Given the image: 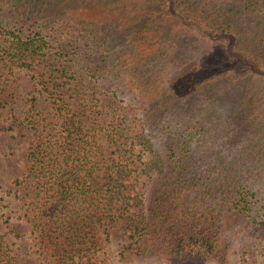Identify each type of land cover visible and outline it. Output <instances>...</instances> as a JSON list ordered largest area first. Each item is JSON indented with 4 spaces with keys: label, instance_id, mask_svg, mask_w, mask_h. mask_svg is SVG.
Wrapping results in <instances>:
<instances>
[{
    "label": "trees",
    "instance_id": "trees-1",
    "mask_svg": "<svg viewBox=\"0 0 264 264\" xmlns=\"http://www.w3.org/2000/svg\"><path fill=\"white\" fill-rule=\"evenodd\" d=\"M168 15L191 18L208 28L211 35L224 33L236 44L249 42L247 47L256 46L255 51L264 49V0H0V63L30 69L27 60L36 58L47 65L49 75H55L56 80L65 79L69 73L75 79H83L85 72L91 71V76L105 83L107 78L118 76V67L128 65V57L123 56L130 50L124 44H113L112 35L135 32ZM53 18L56 21H50ZM183 29L175 35L179 39L174 43L178 56L184 55L186 49L204 50L201 40L186 36L189 34ZM207 49L213 52L214 47ZM214 55L211 56L217 60ZM187 59L190 63L193 58ZM224 59L225 64L232 62L226 56L220 60ZM173 60H177L174 51L170 55ZM211 70L210 75H204L208 81H200L193 69L179 71L174 76L171 95L163 103L175 104L177 100L178 105L185 94L195 93V87L209 92L206 88L210 85L204 83L228 68ZM32 78L46 90L43 75L33 74ZM75 83L78 87L66 86L62 88L65 90H58L62 87L59 84L55 86L53 119L48 118L52 122L37 133V141L29 152L31 169L26 179L32 184L27 192L35 211L33 232L39 231L36 238L44 264H100L96 256L100 244L96 223L101 220L108 225L125 223L129 252L160 254L191 263L224 262L233 236L225 231L227 212L235 217L236 233L242 234L247 259L241 264H264V176L257 165L245 161V149L231 148L257 132L243 113L238 91L213 88L219 96L215 102L225 110L221 114L231 103L236 104L228 121H223L224 129L232 128L223 134L233 139L225 147L224 158H233L235 163L218 169L211 164L202 168L194 161L188 148L199 132L209 131L203 119L184 122L183 130H168L162 153L153 146V138L158 136L149 139L141 130L134 132L129 126H121L119 118L111 117L109 124L113 127H109L107 138L111 153L116 154L115 167L110 173H103L100 180L106 179L104 188H98L90 185L94 177L91 168L76 169L81 167L80 157L86 160L93 155L94 146L82 128L84 117L70 114V97H63L65 91L79 89L89 81ZM93 98L102 103L98 95ZM211 120L215 121L212 117ZM130 123L134 126L133 120ZM201 142L207 148L213 140ZM136 146L141 147L139 151L148 152L147 160L137 155L139 165L145 166L143 172L157 175L147 204L138 199V193L131 196V175L126 171L127 163H123L130 160ZM132 160L135 162V158ZM104 232L109 235V229ZM4 236L0 221V264H14Z\"/></svg>",
    "mask_w": 264,
    "mask_h": 264
},
{
    "label": "rangeland",
    "instance_id": "rangeland-1",
    "mask_svg": "<svg viewBox=\"0 0 264 264\" xmlns=\"http://www.w3.org/2000/svg\"><path fill=\"white\" fill-rule=\"evenodd\" d=\"M163 17L164 20L135 32L112 35L113 44H124V47L130 50L123 56L128 57V65L115 69L119 73L118 76L107 78L105 83L91 76V71H86L83 79H75L74 74L69 73L65 79L56 80L55 75H49L51 71L47 65L36 58L27 60L31 65L30 69L24 66L17 67L16 64L0 63V221L5 233V244L14 259L12 260L14 264H44L39 248L40 242L36 238L39 231L33 232L35 228L32 216L35 211L27 192L32 183H29L26 177L31 169L29 152L37 141V133L52 122L48 118H52L53 115L55 99L53 91L57 84L62 86L58 87V90H65L62 88L74 86L75 80L84 83L89 81L79 89L65 91L66 95L63 97L64 99L70 97L71 103L67 106L70 114H80L84 117L82 128L88 132L87 138L90 145L94 146L93 155L86 160H82L78 153L81 167L76 168H91L94 171V177H91L90 182L94 187L100 188L101 185L104 188L106 179L100 180V177L103 173H110L115 167L113 158L116 154L111 153L107 138L108 131L113 127L109 124L111 117L112 120L113 117L119 118L121 126H129L134 132L141 130L149 139L158 136L156 139L153 138L155 143L153 146L158 147L162 153L168 141V130H183L184 122L203 119L209 131L199 132V135L193 138L192 147L188 148L194 161L199 167L206 168L211 164L218 169H222L223 164L230 166L235 163L232 161L233 158H224L225 147L229 146L233 139L223 134L226 130L232 129L226 127L225 130L223 121H228L226 118L232 115L236 104L231 103L227 111L221 114V111L225 110H222V105L215 102L219 97L213 90L216 86L229 92L238 91L237 97L242 102L243 113L253 122L252 130L257 132H252L253 138L247 137L244 144H235L231 148L245 149V161L257 165L260 174L264 176V49L255 51L253 48L256 46L247 47L249 42L244 41L236 44L224 33L211 35L208 28L188 17L179 15ZM50 21L54 22L56 18ZM182 29L189 34L186 36L200 39L201 45H205L204 50L200 52L186 49L184 55L178 56L174 43L179 39L175 35ZM214 43L220 46L215 47ZM212 47L213 52L206 51ZM173 51L177 60L170 61ZM214 53L217 60L211 56ZM225 56L232 62L225 64V59L220 60ZM188 57L193 58L190 63ZM73 64H76V61ZM73 68H76V65H73ZM212 68L228 70L209 80L211 82L204 83L210 85L206 88L209 92H200L195 87V93L185 94L186 96L180 99L184 101L178 105L177 100L174 101L175 104L163 103L165 97H170L174 76L179 71L193 69L194 73L198 74L197 78H201L200 81H208L204 75L206 73L210 75ZM33 74L35 77L43 75L46 90H42L39 82L32 78ZM198 81L195 82L201 88ZM62 82L66 83L64 87ZM74 87H78V83ZM96 95L100 97L102 103L93 100ZM160 100L161 104H157ZM211 117L215 119L214 122ZM217 119L221 121L218 122ZM132 120L134 126L130 123ZM210 139L213 142L204 148L205 144L201 141ZM139 148L141 147H134L130 160L123 163H127L125 168L128 175H131L130 183L133 186L131 196L134 197L138 193V199L147 204L157 175L155 177V173L150 175L143 172L145 166L139 165L136 159L137 155H141V159L147 160L148 152L143 153L144 151H139ZM134 158L135 162L132 160ZM72 167L70 169L74 171L75 168ZM94 180L97 182L94 183ZM94 203L98 204L95 199ZM98 207L102 208L100 204ZM224 218L226 233L233 235L230 237L232 240L228 249L229 254L224 262L191 263L160 254L144 255L129 252L125 223L116 221L113 225H108L102 220L96 223L100 243L96 256L101 261L100 264H241L247 259L243 252L242 234L236 233L237 224L234 216L227 212ZM106 229H109V235L104 232Z\"/></svg>",
    "mask_w": 264,
    "mask_h": 264
}]
</instances>
